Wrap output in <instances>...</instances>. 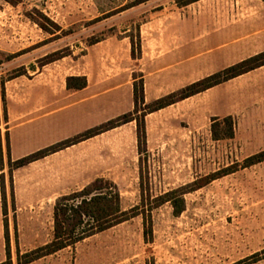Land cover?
<instances>
[{
	"label": "rangeland",
	"instance_id": "rangeland-1",
	"mask_svg": "<svg viewBox=\"0 0 264 264\" xmlns=\"http://www.w3.org/2000/svg\"><path fill=\"white\" fill-rule=\"evenodd\" d=\"M181 4L0 0L1 118L9 97L19 98L39 85L41 75H109L108 66L94 67L91 61L118 55L129 45L140 56L144 39L163 38L169 14L173 16ZM142 28L152 35H142ZM133 77L139 82L141 74L137 71ZM255 118L244 115L240 123L236 118L234 140L216 142L209 127L190 138L170 139L154 152L145 147L126 176L105 178L116 184L122 209L137 207L139 215L33 264H264V162L242 167L248 157L264 150V120L260 125ZM5 129H0L3 145ZM252 138L262 141L252 145ZM226 170L232 173L210 181ZM6 176V214L12 215L10 171ZM179 209L182 213L176 214ZM15 224L17 251L12 263L18 264L19 253L33 243L27 238L19 249ZM48 229L47 219L40 226L27 221L23 232L46 240Z\"/></svg>",
	"mask_w": 264,
	"mask_h": 264
},
{
	"label": "crops",
	"instance_id": "crops-1",
	"mask_svg": "<svg viewBox=\"0 0 264 264\" xmlns=\"http://www.w3.org/2000/svg\"><path fill=\"white\" fill-rule=\"evenodd\" d=\"M165 29L159 41L144 39L140 56H133V47L129 45L118 55L91 61L94 67L97 63L108 66L109 75L98 76L93 71L70 76L86 79L82 89H69V77L41 75L39 85L31 86L19 98L9 97L2 118L0 110V129L6 127V145L0 132V176L4 177L5 189L10 162L133 112V75L137 71L143 81L145 104H151L264 52V2L200 0L180 7L173 16L169 14ZM141 34L152 35L144 28ZM35 88L38 91H33ZM244 115H255L256 123L262 125L264 67L148 114L147 151H156L170 139L190 138L209 127L211 131L215 118L232 117L240 123ZM237 126L234 138L229 140L238 138ZM137 130V122L133 121L14 170L10 173L12 215L4 211L0 180V264L7 261V247L11 261L15 257V222L19 249L29 238L33 245L26 252H31L53 240L54 207L60 197L81 191L97 179L119 178L120 173L126 176L124 173L139 158ZM261 141L252 138L251 144ZM30 143L34 147L27 150ZM46 219V240L38 233L29 236L23 232L27 221L40 226Z\"/></svg>",
	"mask_w": 264,
	"mask_h": 264
},
{
	"label": "trees",
	"instance_id": "trees-1",
	"mask_svg": "<svg viewBox=\"0 0 264 264\" xmlns=\"http://www.w3.org/2000/svg\"><path fill=\"white\" fill-rule=\"evenodd\" d=\"M182 6H188L200 0H180ZM264 2V0H261ZM133 56H135L133 50ZM264 67V52L243 60L230 66L216 74L206 77L203 80L186 86L185 88L171 93L151 104H145L144 89L142 79L134 83V102L133 112L110 120L100 126L88 130L74 138L67 139L55 146L40 150L18 161L10 162L9 170L24 167L32 162L38 161L54 152L60 151L87 139L93 138L101 133L115 129L121 125L136 121L138 134L139 152H144L146 147L145 117L153 112L164 109L177 102L203 93L217 85L247 74L251 71ZM75 81H81L75 85ZM85 78L69 77L67 86L69 89H82L86 86ZM223 128L221 129V127ZM236 122L232 117L224 119H213L211 124L212 138L215 141L233 139L235 136ZM264 162V150L248 157L243 164V168H249ZM0 163L2 166V146L0 143ZM225 174H214L210 181L216 180L223 175L231 174L232 171H225ZM3 192L4 211L6 212V192L4 177L0 176ZM203 186H199L201 188ZM13 198V194H12ZM182 209L176 210V214L182 213ZM138 208L124 211L121 207V196L117 186L108 180L97 179L84 189L72 194L60 197L54 207V233L53 240L37 249L18 255V264H31L42 258L54 255L69 247H74L77 243L90 238L94 235L107 231L117 225L127 222L139 215ZM150 231H145V234ZM8 241V236H7ZM7 261L2 264H13L9 249L7 247Z\"/></svg>",
	"mask_w": 264,
	"mask_h": 264
}]
</instances>
